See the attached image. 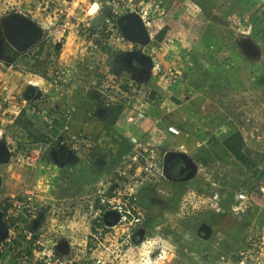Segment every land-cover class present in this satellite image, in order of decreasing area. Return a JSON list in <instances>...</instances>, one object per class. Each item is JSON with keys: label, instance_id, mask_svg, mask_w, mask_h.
I'll list each match as a JSON object with an SVG mask.
<instances>
[{"label": "rangeland", "instance_id": "1", "mask_svg": "<svg viewBox=\"0 0 264 264\" xmlns=\"http://www.w3.org/2000/svg\"><path fill=\"white\" fill-rule=\"evenodd\" d=\"M20 1L0 0V15L11 11L9 9L12 7H21L22 5H17ZM40 2L41 0H39V4ZM39 4L36 5L38 8ZM29 5L32 8L35 7L33 3ZM103 11L98 13L100 20ZM33 12L42 19L44 37L31 51L30 58L27 59V55L24 54H15L9 47L4 48L5 52L0 58V131L8 137L7 141H11L9 144L15 147L16 154L19 155L15 156V159L13 158L10 170L3 174L9 177V182L15 180L22 191L28 190L32 186H40V190L44 194L50 186L54 189L56 187L64 190L57 191L58 193L53 191L52 194L56 195L46 202L53 204L55 209L58 208L59 200L64 202L62 208L73 206L72 211L66 214L68 215L67 220L64 219L62 223L64 225L63 233L59 235L57 245H69L78 249L77 260L81 261L94 256V254L89 249L92 248L91 244L86 243L85 245L86 221L81 219L84 206L79 202L87 200L92 193L90 179L98 177L97 175L102 172L110 173L118 164V160L112 159L108 153L100 155L97 147L94 156L83 150L74 152L67 148L69 157L59 170L58 181L54 182L56 186H53L51 182L56 177L50 172L54 168L47 153L50 146L44 148L43 144L39 146V150H36L34 145L27 146L23 140L28 133L18 129L15 123L9 122L12 118H18L24 114V111L18 113V108H20L22 94L26 88L31 62L34 63L33 60L38 55L50 54L54 57L55 48H58V55L60 47L57 45L67 43L64 55L72 54L74 50L71 47L78 45V52L74 55L78 58V61L75 59L77 65L70 57V66H68L71 68V72L61 65L57 67L56 63H52L53 60H51L52 64L49 62L47 64L48 72L60 68L64 73H67L70 76L68 88L73 85L78 88L82 85L74 84L72 73L75 71L73 69H76L80 77L91 78L96 75L98 80H95V84H90L91 80L88 84L89 87L93 86L96 89L94 91L96 96L91 95L94 101L88 111L90 119H93L92 124L97 126L100 122L107 128L110 126H113L114 129L118 128L116 126L120 123V115L118 114L114 119L110 110L120 104L116 96L117 88H111V86H114L112 82L117 83L122 79L111 77V74L115 73V66L111 67L110 61L119 53L108 49L107 57L104 59L105 64H101L98 59L99 54L89 49L83 50L86 45L81 40L76 41L77 36L74 33L70 40L59 37L57 27L61 24L60 20H63V16L59 15L49 21L44 19L41 10ZM168 13L169 16L162 20L161 31L157 38L163 36L167 41V39H171L168 36L170 33L175 34L176 38H185V40L190 38L197 40L202 36L205 43H210L214 47L208 50L201 49V54L194 53L195 64L192 67L184 66L187 75L202 69L206 76L198 83L196 82L197 88L201 87L200 91H196L197 89L194 88L196 90H192V93L189 94L190 97L194 96L190 106L193 115L189 119L185 118L179 125L182 132L179 140L182 143L175 145L177 140H172L163 146L165 149L161 148V150L166 153H183L192 160L197 169L200 166L205 168L186 182L169 181L165 186V195L158 196L150 193L144 195L142 198L145 199H142V203L147 206L144 211L148 223L144 228L145 232L141 240V242H145L143 247L138 249L133 245L131 248L125 247L127 250L113 255L109 264H264V198H261L258 193V188L264 185V101L259 103L258 95H255L254 92V88L264 87V0H173ZM82 14L81 11H78L76 18L80 19ZM237 20L244 22L247 26L245 34L242 33L240 27L235 25ZM1 23L0 19V29ZM53 23L54 26H52ZM176 32H179L183 37L180 35L177 37ZM245 41L257 46V55L253 56L245 52ZM52 42L56 43V47ZM200 44L203 45V42ZM62 49H64L63 46ZM157 52L167 62L173 56L170 51L166 54L164 51L157 50ZM211 55L216 61L215 65L209 59ZM133 65L136 66L135 63ZM104 68L108 70L104 75L98 73L99 69ZM36 72L40 73L39 69H36ZM98 75L101 77L99 78ZM76 79L77 76H75V81ZM80 80V83L83 82V85L87 87L88 82L85 79L84 81ZM133 83L138 87L141 85ZM180 85L182 82L179 80L174 89ZM145 88L154 92L150 86ZM227 91L245 93L243 96L246 97L247 105L232 104L223 107L209 100V97L214 94L220 95ZM101 92L106 96H102ZM258 92L262 93L264 89H259ZM174 95L176 96L175 92ZM167 96L165 92L155 91L150 104L156 103L159 106ZM4 98H8L5 103L3 102ZM176 100L183 103L182 99ZM184 100H188V98ZM205 100H208L209 104H206ZM141 101L142 98H134L131 105H137ZM238 129H240L245 142L242 151L247 157V161L244 165L227 154L221 146L222 137L228 136L230 132ZM88 132L90 131H80L79 133L87 134L95 140V135ZM159 139L157 143L156 137L150 135L147 140L150 144L160 148L163 139L161 137ZM3 154L5 153L3 152ZM26 157H30V159ZM201 162H205L206 165ZM216 162L219 165L218 168H215ZM173 168L179 170L180 164H174ZM204 173L210 175L220 186L222 194L220 210L217 211L206 203V205H199L198 208L195 206L194 209L189 207L183 209L182 203L187 192L192 191L203 197L209 196ZM65 176L79 179V183L84 185L83 192L74 196L72 182L65 183L62 180ZM239 190L249 198L250 205L244 213L236 216L230 211V204L234 192ZM61 191L64 194L68 192V196L61 197ZM79 205L81 206L79 207ZM46 206L49 208L48 205ZM47 208L42 211L44 216H47L49 210ZM73 232L76 234L74 235ZM4 234L5 230L0 228V238ZM228 234L231 235L228 236ZM251 237L252 239L247 245L246 238ZM239 253L243 255L240 256ZM221 256L226 260L220 262ZM236 257L241 259L235 261L233 258Z\"/></svg>", "mask_w": 264, "mask_h": 264}, {"label": "built area", "instance_id": "2", "mask_svg": "<svg viewBox=\"0 0 264 264\" xmlns=\"http://www.w3.org/2000/svg\"><path fill=\"white\" fill-rule=\"evenodd\" d=\"M54 2V0H41L39 10L49 21L59 15L63 16V20H60L61 25L72 27L77 37H80L78 30H83L82 38H80L86 45L83 50L89 49L98 54L105 49L117 53L138 51L151 60V82L162 83L169 87L178 83L179 72L170 64L163 63L162 57L151 45L158 42L157 36L161 31L162 20L169 16L168 12L173 0H60L62 3L60 6H58L59 3L57 5ZM94 4L97 6L96 10L90 13ZM101 10H106L107 13L99 24L92 26L91 20ZM78 11L83 13L84 21H81L79 17L76 18ZM13 12L16 13L13 10L10 13ZM128 13L136 14L141 20L148 35L147 46L134 44L126 40L119 32L116 20ZM235 25L241 28L242 33H246L248 28L244 22L237 20ZM41 29L43 39V26ZM107 71V68L99 69L98 73L104 75ZM69 82L70 76L60 68H55L48 76L47 86L43 87L41 81L34 78L28 80L27 86L35 88L36 93L39 94L36 99L40 100L48 90L61 98L67 92ZM112 83L114 86L111 88H117L116 96L122 107L120 119L130 127L141 128L146 120L145 107L153 100L152 92L147 90L146 86H135L133 81L128 79ZM101 94L104 95L102 92ZM134 98H142V101L137 105H131ZM7 100L8 98H4L3 102ZM20 104L21 106L28 105V101L22 98ZM56 104L54 103L48 111L42 112L43 120L50 125L54 112H57L60 115V137L63 136V144L74 152L78 150L94 152L95 142L91 136L71 132L69 123L74 114L73 109L71 107L62 109ZM21 111L22 108H18V113ZM165 132L173 137H179L182 134L179 128L171 124L165 126ZM7 139L8 137L0 131V141ZM127 143L130 151L118 160V164L110 173L98 178L87 200L79 202L84 206L81 219L86 221L85 245L86 243L91 244L92 248L89 249L92 250L94 256L79 261L76 255L78 249L69 245L66 246L64 253L57 251V244L51 241V238L54 235H61L60 232L64 226L62 223L64 219L67 220L68 215L66 214L72 211L73 206L62 208L64 202L59 200L58 208L55 209L50 202L47 204L46 201L50 199L44 198L41 187L32 186L17 195L0 199V215L3 222L7 225L10 218L17 219L14 226L5 228V236L0 240V264H109L113 255L125 252L127 248H131V245L134 248L137 247L136 249L140 248L145 242L142 241L135 245L133 241L135 233L145 228V211L140 200L148 193L158 196L165 195V186L169 182L163 164L166 152L135 136H129ZM47 147L48 145L45 146ZM8 149L11 153L12 150L9 147ZM218 167L216 162L215 168ZM204 168L200 166L197 173L203 171ZM204 180L209 189V196L203 197L189 191L183 199V209L186 207L194 209L195 206L198 208L199 205L207 204L217 211L220 210L222 199L220 186L206 173H204ZM258 193L261 198H264V185L258 188ZM249 205V198L239 190L234 192L230 211L238 216L244 213ZM46 208L49 210L47 216H44L42 211ZM107 213L109 215L105 219L104 215ZM246 239L249 245L248 242L252 237ZM4 254L12 256L10 263L1 259ZM239 255L243 254L239 253ZM225 260L223 256L219 258L220 262Z\"/></svg>", "mask_w": 264, "mask_h": 264}, {"label": "crops", "instance_id": "3", "mask_svg": "<svg viewBox=\"0 0 264 264\" xmlns=\"http://www.w3.org/2000/svg\"><path fill=\"white\" fill-rule=\"evenodd\" d=\"M55 4L59 5L62 4L60 2V0H54ZM33 3L35 5V7L32 8L31 4ZM14 4V3H13ZM39 4V0H21L17 5H22L21 7H15V8H10L9 10L11 11H7L6 13H3V15H0V19L3 20L7 15L10 14V12L16 11L19 14L27 17V18H32L34 20V22L40 27L42 28L41 24H42V19L41 17H37V15L33 12L35 10H39V8L36 6ZM10 5V4H9ZM56 6V7H58ZM54 8V7H53ZM8 10V9H6ZM19 10V11H18ZM32 10V11H30ZM52 11V10H51ZM34 13V14H33ZM105 15V12H102L101 15V20L99 17V15H97L95 18H93L91 20V25L95 26L97 24H99L102 21L103 16ZM43 16V15H42ZM44 17V16H43ZM46 18V16L44 17V19ZM81 21L85 20L84 15L82 14L80 17ZM99 19V20H98ZM167 25H169L167 23ZM82 26H84L82 24ZM58 32H59V37H63V39H67L70 40L71 35L74 33V30L72 27L67 26L64 27L61 24L58 25L57 27ZM79 32V36L80 37H76V41H80L82 38L81 33L83 32V30H78ZM75 35V34H74ZM176 35L178 37V35L182 36L179 32H176ZM169 37H171V39H167V41L164 42V38H157L158 42L157 43H152L151 45L155 48V50H159V51H164V53L166 54L168 51H170L172 53V57L171 60L169 62L166 61V59H163V63L165 64H170L175 70H177L179 72V80L182 82V85H180V87L175 88L177 90L174 89V87L176 86H165L162 83H155V82H151L150 80L147 82V85L145 86H150L154 92L158 91L159 93L165 92L167 93V97L163 100V102L161 103V105L158 106V104H149L148 106L145 107V112H146V120L143 122L141 128H134V127H130L128 125H125L122 120H119L120 123H118V125L115 128L113 126H110L109 128H107V126H105L104 124L99 122V125H93L92 121L93 119H90V113L88 112L89 109L91 108V106L93 105V98H91V95L95 94L94 91H96L95 87L90 86L89 87V82L91 80L90 84H95V80L97 78V76H93L91 78H84V77H80L78 76L79 73L76 71V69H73V71H75V73L73 74L74 77V84H78V85H83V82L80 83V79H85V81H87V87H85L84 85L82 86H78V88L74 87L75 85H73L72 87L67 89V92L65 93V96H62L61 98L57 97L52 91L48 90L47 94H45L44 96H42V98H40V100L37 99H33L31 101H28V105L25 106H20V108H22V112L24 113V117H22L23 115L19 116L18 118H12L10 120L9 123H15V126L20 129L23 130L24 132L28 133L26 135V138H24V143L27 144V146H31L34 145L36 146V150H39V146H41V144H44V148L46 145H48L49 149H48V154H49V160L51 161L52 165H53V169L52 171H50L56 178L53 180V182H51V184H53V186H56L55 183H57L58 181V175H59V170L65 165V163L63 164H59L58 162L55 161L56 158V152L57 149L63 150L61 148V146H65L63 143V136L60 137V131H61V121L59 119V114L56 112H54L53 114V119L51 121V124L49 125L47 122H45L43 120L42 116V112L48 111L49 109H51V106L54 105V103H57L56 105H59L60 108L62 107V109L64 108H69L71 107L74 111V114L72 116V119L69 123V127L70 129L74 132V133H79L80 131L86 132V131H90L88 133H92L93 135H95V148L97 147V150L99 152L100 155H104L106 153H108V155L110 157H112V159H116L119 160L124 154H126L127 152L130 151V147L127 143V138L129 136H135L136 138H139L140 140L146 141L148 142L149 140V136L151 135L152 137L155 136L156 137V142L158 143L160 140L159 137H161V139H163V141H161L160 143V148L165 149V147H163L165 144L170 143L175 140H177V143H174L175 145H179L182 142H180L179 137H173L169 134H167L165 132V126L166 125H174L177 128H179V125H181L182 121L186 119H189L193 114L191 111V103L193 101L192 98L190 97L189 94L192 93V90H196V91H200L198 87L197 88V83L202 79L205 78L206 73H204V70H199V71H195L193 73H191L190 75L186 74V69H184L185 65H188L189 67H192V65L195 64V59L193 57V54L196 52L201 54V49L206 48V50H208L209 48H213L214 46L210 43H205L204 39L202 36L199 37V39L195 40V39H188L185 40V38H176L175 34H169ZM183 37V36H182ZM189 37V36H188ZM74 38V37H73ZM82 41V40H81ZM167 42V43H166ZM201 42H203V45L200 44ZM53 45L55 46L56 43L52 42ZM68 44H64V45H57V47H60V53L54 57H52L50 54H47L46 56H37L34 63L31 62V70L28 72V78L26 81V86L27 87V82L29 79L34 78V79H39V81H41V83L43 84L42 86L45 87L47 86V80H48V76L51 72H48L49 68L46 67H39L37 66L35 63H39V62H47V64H52V63H56L57 66L61 65L65 68H68L69 71H71V68H69V58L71 57L73 60V62L77 65V62L75 61V59L78 61V58L75 57V53L78 52V45H73L71 48L74 50L73 53L71 54H67L64 55L65 53V47ZM150 45V47H151ZM202 45V46H200ZM62 46L64 47V49H62ZM36 47V46H35ZM33 47L31 50H29L28 52H26L24 55H27V59L30 58V55L32 54V50L35 48ZM56 47V46H55ZM205 50V51H206ZM111 51V50H110ZM108 49L102 50L101 52H99V57L98 59L101 61V64H105L104 59L107 57V53ZM114 52V51H112ZM97 53V52H96ZM98 54V53H97ZM175 59V60H174ZM212 63H214V65L216 64L214 57L211 55L209 58ZM53 60V62L51 63L50 61ZM49 62V63H48ZM28 63V62H25ZM110 65L115 66V73L111 74V77H118L120 79H128L130 81H132L129 77L132 76V70L130 67L126 66V64H123L122 62V56L121 53L116 54L113 58V60L110 61ZM69 65V66H68ZM118 66V67H117ZM36 69H39V72H36ZM181 69V70H180ZM42 72V73H41ZM72 72V71H71ZM42 74L45 75L44 77H42ZM75 76H77V79L75 81ZM99 76V75H98ZM100 78V76H99ZM183 80V81H182ZM196 80V81H195ZM94 81V82H93ZM197 82V83H196ZM115 83V81H114ZM202 85V84H201ZM196 88V89H194ZM158 89V90H157ZM180 89V90H179ZM152 92V91H151ZM154 92H152L151 94H154ZM174 92L176 94V96L174 95ZM197 94V93H196ZM173 95V96H172ZM199 95V94H198ZM97 96L98 93H97ZM157 96V94H156ZM153 97V96H152ZM188 100H184L187 99ZM159 99V98H158ZM176 99H182L183 103H180L179 101H177ZM160 100V99H159ZM206 104H209L208 100ZM165 103H168L167 105ZM66 104L68 105L66 107ZM165 104V105H164ZM98 106V104H97ZM165 106V107H164ZM12 108V107H11ZM167 109V111H166ZM35 110V111H33ZM5 112V111H4ZM3 112V113H4ZM38 112V113H37ZM40 114V115H39ZM159 114V115H158ZM14 119V120H13ZM180 129V128H179ZM181 130V129H180ZM236 131V130H235ZM234 132V130L232 132H230L228 134L231 135ZM182 133V132H181ZM217 135V134H215ZM187 137H189L187 135ZM13 139H16L13 137ZM148 139V140H147ZM3 142L7 145V147L9 146V148L12 150L10 153V159L8 160V162L6 164H0V199L2 198H6L9 196H13V195H17L21 192H23L22 190H20L21 188H19L17 185V182H15V180H11V182H9V177H7L5 174V171H9L10 168L12 167L11 164H13L12 160L13 158L15 159V156H17L18 154H16L15 151V147H12L11 144H9L10 142H8L7 140H3L0 141ZM13 143V141H12ZM38 145V146H37ZM47 147V148H48ZM66 149L63 151L64 154H69L68 150H67V146H65ZM34 152V150H32ZM19 156V155H18ZM25 157V156H24ZM43 157V156H42ZM28 159H30V157H26ZM6 167V168H5ZM4 173V174H3ZM107 173H100L99 175H97L98 177H95L94 179H90L89 184L93 186V184L98 180V178L100 176H103ZM11 175V174H9ZM73 176V175H72ZM73 179V178H72ZM70 176H65L64 180L65 183H71V187L74 188V196H78L80 192H83V186L81 185V183H79V179H73L72 180ZM55 182V183H54ZM186 182V181H184ZM60 190L64 191L62 188H56L54 189V187L50 186L49 190L47 188V192L44 194V198L46 199H52V197H54L53 195H56L54 192L58 193ZM25 191V190H24ZM58 191V192H57ZM62 191L60 193H62ZM65 197L68 196V192L62 193L60 196L61 197ZM73 197V196H72ZM144 197V195H143ZM141 199H145V198H141ZM76 216V215H75ZM78 216V214H77ZM79 217V216H78ZM1 222L4 224L5 228H10L12 226H14L17 222V219L15 218H10L9 223L6 225L3 220L1 219ZM61 234L63 233L60 232ZM74 235L76 233H73ZM231 234H228V236H230ZM59 238V235H54L51 238V241H54L55 244H57V239ZM1 259L4 262H8L10 263L12 261V256L11 255H7L4 254Z\"/></svg>", "mask_w": 264, "mask_h": 264}, {"label": "water", "instance_id": "4", "mask_svg": "<svg viewBox=\"0 0 264 264\" xmlns=\"http://www.w3.org/2000/svg\"><path fill=\"white\" fill-rule=\"evenodd\" d=\"M105 14L107 13L104 10ZM116 25L118 27L121 35L128 41L145 47L148 45V35L146 30L136 14H125L119 17L116 20ZM0 58L3 55L4 48L9 47L15 54L22 55L31 50L33 47L37 46L42 39V29L31 19L19 14V13H10L7 15L1 23L0 29ZM247 41V40H246ZM244 42V50L250 55H257L258 49L255 44L251 42ZM122 62L126 66L130 67L132 76L129 78L139 84H147L150 80V69H151V60L146 55L135 51L130 53H121ZM136 64V66L133 65ZM22 97L26 101H31L39 97V94L36 93L35 88L27 86L22 94ZM65 150V146H61ZM3 152L5 154H3ZM10 159V152L7 145L3 142H0V164H6ZM173 161H178L180 164L179 175L183 176V181L190 180L197 173V167L194 165L192 160H190L183 153L167 152L165 153L163 164L164 170L167 172V167ZM167 174V173H166ZM109 213L104 215L106 219ZM0 228L5 230L4 224L1 222L0 215ZM145 229L141 228L138 230L133 238L135 244H139L143 238ZM5 236V234H4ZM1 237L0 240L2 238ZM57 251L64 253L66 251V245H57Z\"/></svg>", "mask_w": 264, "mask_h": 264}, {"label": "trees", "instance_id": "5", "mask_svg": "<svg viewBox=\"0 0 264 264\" xmlns=\"http://www.w3.org/2000/svg\"><path fill=\"white\" fill-rule=\"evenodd\" d=\"M58 53V48L54 49V54L57 55ZM37 66L39 67H46L47 66V62H39V63H35ZM45 75L42 74V77H44ZM125 89V86L123 87ZM254 92L255 95H258V102L260 103V101H264V92H258L259 89H264V87L262 88H254ZM258 89V90H257ZM221 93V92H220ZM154 94H151V96H153ZM243 95H245V93L243 92H233V91H227L225 93H221L220 95L214 94V96L209 97L212 102L219 104L220 106H227L228 105H232V104H246V97H244ZM112 111V116L115 119L118 114L120 115L122 112V107L120 105L116 106L114 109L111 108ZM222 142H221V146L222 148L225 150V152L227 154H229L230 156H232L234 159L238 160L241 164H245L247 161V157L243 154L242 148L244 146V139L242 137L241 131L240 129L234 131L231 135L229 136H223L222 137ZM96 153V150H94V152L90 153L91 156H94V154ZM203 165H206L205 162H201ZM168 170V167L167 169ZM141 205L143 208L147 207L145 205V203H142V199L140 200ZM147 217L145 218V226L147 225ZM235 259V261L240 260L241 258H233Z\"/></svg>", "mask_w": 264, "mask_h": 264}, {"label": "flooded vegetation", "instance_id": "6", "mask_svg": "<svg viewBox=\"0 0 264 264\" xmlns=\"http://www.w3.org/2000/svg\"><path fill=\"white\" fill-rule=\"evenodd\" d=\"M64 152L66 151L57 149L55 161L58 162L59 164L66 163V160L69 157L67 154H64ZM176 163L178 164V161H173L172 163H170L168 170L166 172L169 181L174 182V183L183 181V176H184V175L182 176L179 175V170H175L173 168L174 164Z\"/></svg>", "mask_w": 264, "mask_h": 264}, {"label": "clouds", "instance_id": "7", "mask_svg": "<svg viewBox=\"0 0 264 264\" xmlns=\"http://www.w3.org/2000/svg\"><path fill=\"white\" fill-rule=\"evenodd\" d=\"M96 7H97V6H96L95 4L92 5V10L95 11V10H96Z\"/></svg>", "mask_w": 264, "mask_h": 264}, {"label": "bare ground", "instance_id": "8", "mask_svg": "<svg viewBox=\"0 0 264 264\" xmlns=\"http://www.w3.org/2000/svg\"><path fill=\"white\" fill-rule=\"evenodd\" d=\"M90 13H93V10H92V9L90 10ZM141 246H142V245H141ZM142 247H143V246H142Z\"/></svg>", "mask_w": 264, "mask_h": 264}]
</instances>
